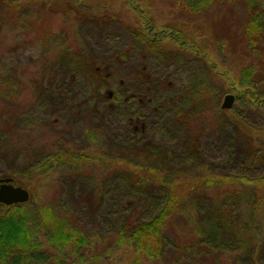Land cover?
<instances>
[{
	"label": "rangeland",
	"instance_id": "374dc122",
	"mask_svg": "<svg viewBox=\"0 0 264 264\" xmlns=\"http://www.w3.org/2000/svg\"><path fill=\"white\" fill-rule=\"evenodd\" d=\"M185 1L0 3V176L15 174L16 182L31 185L40 206H57L103 240L99 249L110 234L109 220L115 227L124 219L146 220L153 207H147L145 192L165 196L163 189L135 186L126 173L133 169L126 171L124 163L183 180L264 179V108H252L231 90L249 50L240 48L234 28L231 36L222 30L237 25L241 3L214 5L203 14L190 11ZM142 27L151 28V37L163 31L166 36L151 46L139 34ZM169 29L198 48L200 57L172 43ZM226 40H232L230 50ZM255 89L264 97V84ZM226 95L235 101L221 110ZM57 154L90 158L44 168ZM194 187L167 224L161 258L140 264H264V234L257 245H242L236 259L231 247L204 253L196 241L187 243L189 218L218 217L212 209L220 203L229 219L220 242H237L231 210L235 223H246L252 198H227L217 184ZM106 200L115 207L113 216L101 211ZM134 262V253L121 251L109 264Z\"/></svg>",
	"mask_w": 264,
	"mask_h": 264
},
{
	"label": "trees",
	"instance_id": "16d2710c",
	"mask_svg": "<svg viewBox=\"0 0 264 264\" xmlns=\"http://www.w3.org/2000/svg\"><path fill=\"white\" fill-rule=\"evenodd\" d=\"M186 1L190 11L203 14L209 12L214 5L235 7L241 3L240 19L242 20L239 19L236 26L222 27L224 32H230V36L231 29L234 28L240 48L249 50L247 64L238 72L236 79L230 80L231 90L236 92L237 97L246 98L252 108H264V97H259L255 89V86L264 84V8L262 0ZM18 2L19 0H0V3L7 7H12ZM237 15L239 16V14ZM138 31L144 41L149 42L151 46H157L166 36L163 31L162 33L155 32L151 37V28L148 27H142ZM169 31L171 30H168V37L173 39L172 43L177 44L180 49L189 51L197 58L200 57L199 49L187 45L180 32L176 31L172 34ZM229 35L227 36L229 37ZM226 42L228 43L227 48L230 50L232 40L231 42L226 40ZM203 60L206 62V59ZM215 68V66L211 67L215 75L220 78L224 77ZM62 155L66 159L57 154L46 163L44 168H49V164H58L64 161L76 166L77 163H85L90 158V155H71L70 159L64 154ZM259 161L261 165L264 164V153L259 157ZM124 164V167H127L126 171L128 167L133 169L131 173L125 172L133 179L132 182L135 186H138L139 189L141 187L151 190L163 189L165 196L145 192L144 197L149 201L147 207H153L150 213L152 215L146 220L124 219L121 226L118 225L119 221L115 223L118 227H115L109 220L110 234L106 240L105 248L100 249L98 248L99 243L103 240H95L81 224L72 221L71 215L61 213L57 210V206H40L34 198L35 192L31 185L26 182H16L15 174L0 176V179L10 178L13 182L15 181L16 187L25 189L30 197L25 204L10 207L0 206L4 210L0 213V264H109L121 251L134 253V264H140L141 259L157 261L161 258L164 248L169 242L165 235L167 224L174 220L184 202L187 201L191 189L195 188L194 185L209 187L210 184H217V188L221 190L220 193L226 195L227 198H230L231 195L232 199L246 193H251L252 198L248 205L249 217L246 219V223L241 225L235 223L231 210V236L239 237L237 242L233 244L231 241H227L231 244L227 247L224 246L228 243L221 244L220 242V234L229 223L224 204L220 203L212 209V211H216L218 217L205 213V217L202 219L200 217L196 219L193 216L189 218V221L187 220L192 228L191 239L187 243L196 241L197 245L204 246V253H211L219 249L225 251L231 247V259H236L244 248L242 245H257V241L263 236L264 179L260 181L219 176L216 177L218 178L217 182L205 177L183 180L181 177L166 176L163 171L153 167ZM199 178L201 179L198 180ZM112 192L113 190H109L108 194ZM104 205L106 208H101L102 213L106 211L105 216H113L115 213L112 211H115V207L107 200ZM237 264L240 263L237 262ZM252 264H258L257 260L254 259Z\"/></svg>",
	"mask_w": 264,
	"mask_h": 264
},
{
	"label": "water",
	"instance_id": "95a60500",
	"mask_svg": "<svg viewBox=\"0 0 264 264\" xmlns=\"http://www.w3.org/2000/svg\"><path fill=\"white\" fill-rule=\"evenodd\" d=\"M235 97L226 95L221 105V110H230L234 104ZM29 193L21 188L15 187L10 178L0 179V206L10 207L25 204L29 201Z\"/></svg>",
	"mask_w": 264,
	"mask_h": 264
}]
</instances>
